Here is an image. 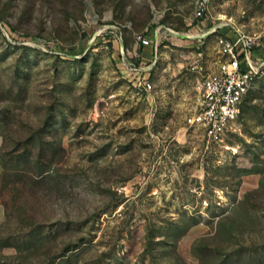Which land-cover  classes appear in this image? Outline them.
Masks as SVG:
<instances>
[{
  "label": "rangeland",
  "instance_id": "1",
  "mask_svg": "<svg viewBox=\"0 0 264 264\" xmlns=\"http://www.w3.org/2000/svg\"><path fill=\"white\" fill-rule=\"evenodd\" d=\"M196 2L0 0V264H264V75L222 143L186 123L207 33L264 36V0Z\"/></svg>",
  "mask_w": 264,
  "mask_h": 264
},
{
  "label": "built area",
  "instance_id": "2",
  "mask_svg": "<svg viewBox=\"0 0 264 264\" xmlns=\"http://www.w3.org/2000/svg\"><path fill=\"white\" fill-rule=\"evenodd\" d=\"M209 0H197L194 18L204 19L208 14ZM218 33L219 60L217 69L204 74L202 54L192 65L198 77L193 88V103L186 116L187 126L211 144H220L233 132L238 122L241 106L264 75V52L257 55L264 36L237 30L229 24L216 25L207 33ZM143 48L158 49V34L154 38L137 36ZM120 70L140 92H151L153 64H143L132 56L121 41L117 48ZM200 61V62H199Z\"/></svg>",
  "mask_w": 264,
  "mask_h": 264
},
{
  "label": "crops",
  "instance_id": "3",
  "mask_svg": "<svg viewBox=\"0 0 264 264\" xmlns=\"http://www.w3.org/2000/svg\"><path fill=\"white\" fill-rule=\"evenodd\" d=\"M146 48H147V47H146ZM146 48H144V53H145V51H146ZM261 49H262V47H260V48L258 49V51L256 52L257 55H261V54H263L264 51H262ZM142 63L144 64V62H142ZM145 64H147V63H145Z\"/></svg>",
  "mask_w": 264,
  "mask_h": 264
}]
</instances>
